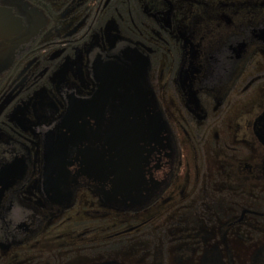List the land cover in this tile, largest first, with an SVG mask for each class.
Returning <instances> with one entry per match:
<instances>
[{
    "label": "flooded vegetation",
    "instance_id": "1",
    "mask_svg": "<svg viewBox=\"0 0 264 264\" xmlns=\"http://www.w3.org/2000/svg\"><path fill=\"white\" fill-rule=\"evenodd\" d=\"M124 53L147 61L172 147L139 179L104 171L120 108L98 70ZM103 181L150 196L109 204ZM262 250L264 0H0V264H254Z\"/></svg>",
    "mask_w": 264,
    "mask_h": 264
},
{
    "label": "water",
    "instance_id": "2",
    "mask_svg": "<svg viewBox=\"0 0 264 264\" xmlns=\"http://www.w3.org/2000/svg\"><path fill=\"white\" fill-rule=\"evenodd\" d=\"M122 58L121 62H106L98 70L99 95L112 98L110 105L120 108V112L115 111L118 116L106 125L111 132L106 136L108 147L103 152L104 171L105 178L139 179L144 176L151 156L156 152L170 156L172 147L166 124L147 84V61L137 54L124 53ZM90 153L85 148L77 151L79 172L97 178V166H82ZM103 182L109 184L108 190L101 191L109 204L131 208L142 205L150 196L147 181ZM99 184L103 186L102 182ZM254 262L264 264V250Z\"/></svg>",
    "mask_w": 264,
    "mask_h": 264
}]
</instances>
